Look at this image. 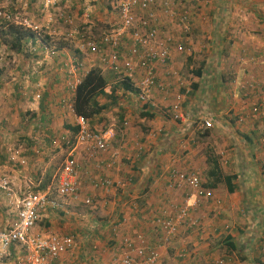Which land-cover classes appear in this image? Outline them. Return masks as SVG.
Segmentation results:
<instances>
[{"label": "crops", "instance_id": "0c3cea01", "mask_svg": "<svg viewBox=\"0 0 264 264\" xmlns=\"http://www.w3.org/2000/svg\"><path fill=\"white\" fill-rule=\"evenodd\" d=\"M43 2L19 0L26 22L21 25L31 22L40 33L30 43L42 48V59L31 64L28 80L25 62L5 61L0 67V185L22 196L43 190L54 186L61 153L63 160L76 159L77 197L48 208L35 228L40 234L72 237L69 251L50 264H108L114 253H125L127 240L158 247L157 264H217L221 258L224 264H264V113L252 111L255 104L264 106V0L180 5L190 31L175 24L164 28L189 49L172 50L169 67H157L163 89L152 87L149 103L138 99V89L129 82L124 87L125 80L113 70L102 69L114 97L99 96L101 111L87 120L90 129L110 128L115 136L107 150L95 153L87 144L68 147L65 141L77 133L75 91L69 84L73 76L98 67V56L73 63L67 55L77 51L80 35L110 27L119 0L57 1L72 19L68 28L49 17ZM85 60L93 62L87 69ZM72 64L78 65L74 74ZM202 119H209L211 127L204 128ZM210 154L221 175L234 177L232 192L224 181L208 186ZM171 170L199 174L212 198L198 199L182 183L171 186ZM102 177L110 184L95 185ZM12 192L0 187V227L16 217ZM85 198L92 203H84ZM179 206H186L198 223L180 227L165 241L156 219L164 211L173 215ZM15 255L12 248L0 251V264H15Z\"/></svg>", "mask_w": 264, "mask_h": 264}, {"label": "built area", "instance_id": "2783aa9c", "mask_svg": "<svg viewBox=\"0 0 264 264\" xmlns=\"http://www.w3.org/2000/svg\"><path fill=\"white\" fill-rule=\"evenodd\" d=\"M183 3H187L186 0H119L115 6V19L107 30L98 35L93 33L80 35L82 44L78 49L81 57L95 59L98 56L99 68L113 70L121 79L132 83L131 85L138 89V99L143 103L151 102L149 93L152 87L163 89V84L156 79L157 67L161 69L169 67L172 50L189 49H186L181 41L175 40L171 32L164 28L175 24L184 32L190 31L186 10L183 13L177 10ZM62 16L65 24L72 25L69 15ZM0 20L13 22L10 15L7 14L5 17L1 11ZM128 40L130 42L127 44ZM133 59L136 60V64H133ZM138 70H142L141 76L137 75ZM79 81L80 78L76 76L71 87L74 88ZM249 87L252 88V83H249ZM172 107L175 117L178 118V107L176 105ZM263 110L264 106L261 103L255 104L252 108L254 114L260 112L263 114ZM201 121L204 128L212 125L209 119ZM76 122L79 130L71 140L65 141L68 147L73 141L71 143L87 144L92 153L108 149L111 139L115 136L113 129L91 130L87 119L82 116H78ZM77 169L76 159L68 155L55 173L54 186L49 185L40 191H27L21 198H17L15 219L8 220L4 227H0V251L9 253L12 248L16 254L15 264H50L72 246L70 236L40 234L35 228L48 208H61L62 198L77 197L79 192ZM168 178L171 186H178L181 183L189 186L198 199L213 196L212 189L205 187L200 175L195 172L171 170ZM96 182L95 185L110 184L107 177L97 179ZM0 187L12 192L5 183H1ZM84 203L91 204L92 200L85 198ZM174 211L173 215L164 211V215L156 219L165 241L173 238L180 227L192 229L198 223L190 217L186 206L174 207ZM123 249L125 253H114L109 264H157L159 250L156 246L135 245L127 240ZM217 263L224 264V259H219Z\"/></svg>", "mask_w": 264, "mask_h": 264}, {"label": "trees", "instance_id": "16d2710c", "mask_svg": "<svg viewBox=\"0 0 264 264\" xmlns=\"http://www.w3.org/2000/svg\"><path fill=\"white\" fill-rule=\"evenodd\" d=\"M0 22V37L8 35L10 39V50L16 53L22 52L24 44L30 41L32 37H37L40 34L27 26L14 24L6 20H0ZM2 71L0 69V77L3 75ZM123 85L126 88L129 87L126 81H124ZM107 87V79L104 77L102 69L98 67L90 68L76 87L73 100L75 113L88 120L96 116L101 111V106L97 101L98 97H114L113 93L115 88L109 87L108 91ZM78 130L79 126L77 125L74 128V132H78ZM207 163L209 166L207 171V178L209 179L208 186L215 187L218 183L224 181L228 192H232L234 190L232 185V179L234 177L231 175H221L219 163L214 155H207Z\"/></svg>", "mask_w": 264, "mask_h": 264}, {"label": "rangeland", "instance_id": "374dc122", "mask_svg": "<svg viewBox=\"0 0 264 264\" xmlns=\"http://www.w3.org/2000/svg\"><path fill=\"white\" fill-rule=\"evenodd\" d=\"M11 1H13L14 3H12ZM43 1H44L43 2L44 3V7H45V9L48 12L49 17L51 19L56 18L57 20L58 19H61L63 21L62 17H64V16H62V15H65V14L62 13L61 10H59L55 4L54 5H49L48 4V3H57V1H59V0H43ZM22 6L23 5H22V3H19V0H17V1L16 0H0V11H1V13L2 14L4 13L5 14V17H6L7 14L10 15L11 16V20H13V23L14 24L21 25V24H25L26 23L25 22V14L23 13ZM53 8H55V9H53ZM60 13H62L61 16H60ZM29 20L30 19H28V21ZM63 23H64V21H63ZM0 24H1V22H0ZM33 25L34 24H32L30 22V29L31 30L32 29H35L33 27ZM61 26H63L64 28H68V27H70L72 25H68V24H65L64 23V25H61ZM74 34H76V32H74ZM75 42L79 43L80 42V38H78V40L75 41ZM263 43H264V40L262 41V46H263ZM1 44H3V45L1 46ZM81 44H82V41H81L80 45ZM37 47L38 46L31 45L30 41H27L24 44V47H23V51L22 52H19V53L14 52V54H10V39L8 38V36L7 37H0V67H1V65L5 61H6V63L7 62L8 63H12L13 65L18 64L19 61L25 62V68L24 69H26L25 70V74H27L26 80H28V74L29 73L31 74V71L33 69L32 66H31V64L33 65V62L37 61L38 58L39 59H42V57H43V55L41 54V51H39L41 47H39V49H37ZM41 50H42V48H41ZM24 57H26L28 59H25ZM67 57L69 58L68 61H71V60L74 59V57H78V55H75L72 51H70V52H68ZM9 58H10V60H9ZM23 58H24V60H23ZM90 64H93V62L92 61H89V60H85L84 61V67H85V69H87L88 67H90ZM26 71H28V72H26ZM14 78L16 80H18V81H21L22 80L21 78H18L17 76H15ZM61 154L64 157L63 153H61ZM62 156H61L60 163H62V161H63ZM21 197H22V195H19L17 193H15V195H14L13 209L15 211H16V208H15L16 200H17V198H21Z\"/></svg>", "mask_w": 264, "mask_h": 264}, {"label": "clouds", "instance_id": "9594fccd", "mask_svg": "<svg viewBox=\"0 0 264 264\" xmlns=\"http://www.w3.org/2000/svg\"><path fill=\"white\" fill-rule=\"evenodd\" d=\"M70 27H73V26H70ZM76 33L79 34L77 31H76ZM126 42L129 43L130 41L128 40V41H126ZM43 44H44V45H43L44 47L48 46L47 50H48V49L51 50V45H49V44H45V43H43ZM79 46H80V42L78 43L77 51H76V52H73L75 55H78V57H74V59L71 60L73 63H74V61L76 60V58H77V60L80 62L79 59L81 58V53L79 52V49H78ZM83 59H84V58H83ZM77 66H78V65H77ZM77 66H76L75 64H72L71 70L73 71V74L75 73V67H77ZM98 68H99V67H98ZM76 76H78V75L73 76V82H74ZM78 77L80 78V81H79V83H80L81 80H82V76H78ZM79 83H78V84H79ZM129 83H130V82H129ZM71 84H72V83L69 84L70 87H71ZM78 84H76V86L73 88L74 91L76 90V87H77ZM130 84H132V83H130ZM78 116H81V115H78ZM78 116H77V117H78ZM82 117H83V116H82ZM84 118H85V117H84ZM87 121H88V120H87ZM88 125H89V123H88ZM89 128H90V127H89ZM91 130H92V129H91ZM71 142H73V141H71ZM71 142H70L71 145L74 144V143H71ZM64 144H65V143H64ZM65 145H67V144H65ZM66 157H68V156H66ZM66 157H65V158H66ZM73 157H74V156H73ZM65 158H64V159H65ZM62 163H63V161H62ZM62 163H61V164H62ZM60 166H61V165H60Z\"/></svg>", "mask_w": 264, "mask_h": 264}]
</instances>
